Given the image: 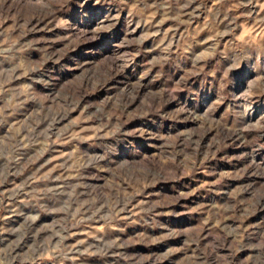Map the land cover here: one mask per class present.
<instances>
[{
	"label": "rangeland",
	"instance_id": "374dc122",
	"mask_svg": "<svg viewBox=\"0 0 264 264\" xmlns=\"http://www.w3.org/2000/svg\"><path fill=\"white\" fill-rule=\"evenodd\" d=\"M0 264H264V0H0Z\"/></svg>",
	"mask_w": 264,
	"mask_h": 264
}]
</instances>
